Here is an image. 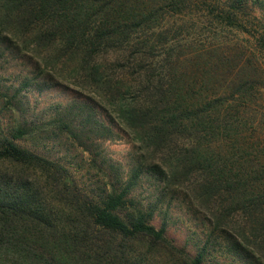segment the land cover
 <instances>
[{
	"label": "trees",
	"instance_id": "trees-1",
	"mask_svg": "<svg viewBox=\"0 0 264 264\" xmlns=\"http://www.w3.org/2000/svg\"><path fill=\"white\" fill-rule=\"evenodd\" d=\"M188 1L0 0V35L91 92L165 186L185 190L214 229L264 264L262 167L217 158L241 139L242 112H230L227 101L214 105L197 56L167 54L159 70L150 60L154 45L130 40L155 26L160 10L179 13ZM119 46L129 54L117 53ZM236 91L232 102L243 97ZM86 125L74 117L66 129L88 148L93 128ZM98 125L103 137L112 134ZM30 132L26 122L8 134L0 130V264H204L203 254L178 246L164 223L154 225L130 184L89 196L71 183L66 167L16 142Z\"/></svg>",
	"mask_w": 264,
	"mask_h": 264
},
{
	"label": "rangeland",
	"instance_id": "rangeland-1",
	"mask_svg": "<svg viewBox=\"0 0 264 264\" xmlns=\"http://www.w3.org/2000/svg\"><path fill=\"white\" fill-rule=\"evenodd\" d=\"M159 15L155 26L132 33L130 40L154 45L150 60L159 70L167 54L197 56L193 60L199 75H205L204 88L213 94L214 105L227 101L233 104L230 112L238 109L243 115L241 139L216 157L229 164L238 159V165H260L264 173V0H190L179 13L160 10ZM129 47L114 48L128 55L129 49L123 50ZM236 90L243 97L232 102ZM79 112L83 116H77ZM74 117L93 128L88 148L66 129ZM25 122L31 132L16 142L66 167L71 183L89 196L100 199L113 187L130 184V195L152 212L154 225L164 223L178 246L203 254L204 264H259L242 245L214 229L212 219L185 190L165 186L162 173L143 160L137 142L111 120L91 92L56 76L3 33L0 130L8 134ZM101 123L111 129L110 136H102L106 130ZM225 148L222 145L221 153Z\"/></svg>",
	"mask_w": 264,
	"mask_h": 264
}]
</instances>
